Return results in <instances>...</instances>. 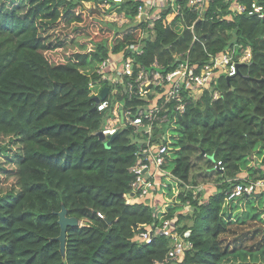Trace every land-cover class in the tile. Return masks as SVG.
Returning <instances> with one entry per match:
<instances>
[{"label": "trees", "instance_id": "16d2710c", "mask_svg": "<svg viewBox=\"0 0 264 264\" xmlns=\"http://www.w3.org/2000/svg\"><path fill=\"white\" fill-rule=\"evenodd\" d=\"M252 1L264 6L244 3ZM101 2L0 0V264H264L249 261L258 248L234 242L230 249L221 241L228 223L245 225L258 214L227 212L225 200L235 184L264 179V170L249 167L254 155L264 164V20L245 14L227 20L230 3L212 0L203 17L184 2L182 16L168 20L165 12L157 23L156 39L140 58L145 66L154 60L169 66L182 55L203 67L229 49L238 60L248 47L252 58L237 76H219L212 91L218 99L207 91L168 123L166 187L155 209L120 196L132 193L134 129L119 132L110 146L111 138L97 136L105 119L93 111L88 71L142 32L133 23L137 2L119 5L129 20L123 27L86 5ZM203 158L220 178L217 192L201 203L203 194L195 198L196 188H189ZM243 169L249 177L238 180ZM189 205L192 214H183ZM63 207L83 223L68 229L65 255L55 240ZM186 219L193 226L179 229ZM169 220L191 247L167 262L171 237L151 244L135 238Z\"/></svg>", "mask_w": 264, "mask_h": 264}, {"label": "built area", "instance_id": "2783aa9c", "mask_svg": "<svg viewBox=\"0 0 264 264\" xmlns=\"http://www.w3.org/2000/svg\"><path fill=\"white\" fill-rule=\"evenodd\" d=\"M125 0H102L98 5L86 3L89 8L98 9L105 19L123 27L129 22L125 12H119V5ZM136 7L134 25L141 26L139 40L131 44L125 51L111 54L93 71H88L91 95L100 97L102 91L108 88L105 99L95 104L96 111L104 116L105 122L98 133L106 140L118 135L119 132L133 128L131 136L133 144L137 145L136 162L130 172L134 175L131 184L134 197L127 203L145 201L150 206L160 204L163 199V176L168 161V123L186 112L187 106L198 102L205 92L212 93L214 100L219 94L214 90L219 76L232 78L239 74L240 66L249 64L252 58L248 47L245 54L235 59V50L213 57L209 64L199 67L191 64L190 57L174 56V63L166 66L159 60H154L150 66H145L140 58L145 56L148 41L156 39V25L164 19L173 20L183 15V3L198 12L203 17L212 0H133ZM230 3L231 15L225 19L232 20V15L257 16L264 20V6L247 0H225ZM118 5L115 6L114 5ZM181 26L179 24L175 25ZM125 96L120 99L118 95ZM216 168L224 170L221 162ZM243 180L240 177L238 180ZM264 193V179L237 183L227 193L225 209L232 210V203L239 199H251ZM197 193L194 192L196 198ZM187 207V206H186ZM190 207V205H189ZM101 218H104L99 214ZM169 220L162 227H147L135 239L140 244H151L154 237L166 235L173 239V250L167 262L177 261L183 257L191 244L173 228ZM187 246H189L187 248ZM185 249V250H184ZM174 258V259H173Z\"/></svg>", "mask_w": 264, "mask_h": 264}, {"label": "rangeland", "instance_id": "374dc122", "mask_svg": "<svg viewBox=\"0 0 264 264\" xmlns=\"http://www.w3.org/2000/svg\"><path fill=\"white\" fill-rule=\"evenodd\" d=\"M89 7V6H87ZM177 137V134L173 132ZM249 167L251 168H261V170H264V164L261 157L254 155L251 156ZM207 159H198V164H196L195 168L193 169L192 175V184L190 185L189 189L196 188V191L193 192H201L203 194V197H201V203H204L207 201L208 197L215 194L217 192V182L219 181V176L217 173H213L208 169V163L206 161ZM244 172L240 174V177H249L248 172L243 169ZM259 176V174H257ZM253 180V179H252ZM196 184V185H194ZM164 187H166V184L164 183ZM197 196V195H196ZM264 196V193L262 195H256L255 198L251 199H239L237 202L232 203L231 206L234 207L233 210L234 213H242L245 211L253 210L252 213L255 214V212L258 214L255 217H252L254 219L248 220L247 223L243 225H235L236 222H230L228 223L227 228L230 226V229H228V234L226 233L222 238L221 241L224 246H228L229 248H233L234 242H238L239 244L242 243L244 245H248L249 247L254 246L256 249H252L253 252L250 254L249 261H263L264 262V201L262 203V200L260 198ZM251 206H254L251 208ZM184 212V211H183ZM227 212H233L232 210H228ZM192 214V207L187 206L185 208V212L183 214ZM247 220V219H246ZM237 223H240L239 220H237ZM81 223L80 225H82ZM241 224V223H240ZM186 225L187 228H190L193 226V219L189 220L186 219L183 221V223L178 226V228H183ZM189 233V232H188ZM188 233L186 235H188ZM253 236V237H252ZM248 237V238H247ZM247 238V239H246ZM172 246L174 244L172 243ZM189 246H187L188 248ZM230 248V249H231ZM185 250V249H184ZM186 249L185 251H187ZM240 251V254L244 255L247 254L250 251L249 248L238 249ZM243 250V251H242ZM239 256V255H238ZM174 259V258H173ZM228 261H234L235 258H227ZM237 260V259H236ZM248 261V259H246Z\"/></svg>", "mask_w": 264, "mask_h": 264}, {"label": "water", "instance_id": "95a60500", "mask_svg": "<svg viewBox=\"0 0 264 264\" xmlns=\"http://www.w3.org/2000/svg\"><path fill=\"white\" fill-rule=\"evenodd\" d=\"M108 88H105L100 97L95 98V102L99 103L100 100H103L107 97L108 95ZM93 111H96V108H93ZM97 136L101 141H105V137L103 136L102 133H98ZM115 139V136L111 137L110 141L107 143V146L111 145V142ZM121 197H125L126 199H132L134 197V193H130L126 196L120 195ZM58 216V224L60 226V236L56 238L55 240L60 243V249L62 255H65L66 253V243H67V232L69 228H74L80 225V221L77 218L74 217H69L68 216V211L65 207L62 208L61 212L56 213Z\"/></svg>", "mask_w": 264, "mask_h": 264}, {"label": "crops", "instance_id": "0c3cea01", "mask_svg": "<svg viewBox=\"0 0 264 264\" xmlns=\"http://www.w3.org/2000/svg\"><path fill=\"white\" fill-rule=\"evenodd\" d=\"M231 19H232V17H231Z\"/></svg>", "mask_w": 264, "mask_h": 264}]
</instances>
